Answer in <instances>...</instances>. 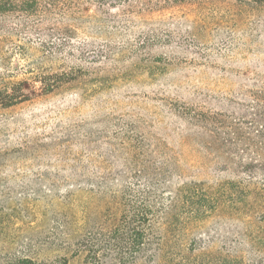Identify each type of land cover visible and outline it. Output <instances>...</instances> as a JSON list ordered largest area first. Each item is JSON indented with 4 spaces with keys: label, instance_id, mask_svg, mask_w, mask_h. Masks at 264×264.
<instances>
[{
    "label": "rangeland",
    "instance_id": "obj_1",
    "mask_svg": "<svg viewBox=\"0 0 264 264\" xmlns=\"http://www.w3.org/2000/svg\"><path fill=\"white\" fill-rule=\"evenodd\" d=\"M263 81L264 3L0 0V264H264V179L200 123Z\"/></svg>",
    "mask_w": 264,
    "mask_h": 264
},
{
    "label": "trees",
    "instance_id": "obj_2",
    "mask_svg": "<svg viewBox=\"0 0 264 264\" xmlns=\"http://www.w3.org/2000/svg\"><path fill=\"white\" fill-rule=\"evenodd\" d=\"M10 3L12 0H8ZM36 6L39 5V0H31ZM172 2H185L187 0H170ZM255 4H263L264 0H250ZM10 5V4H9ZM70 79V78H69ZM72 79V78H71ZM70 80H59L60 82H68ZM48 81H40L42 89L45 93H50L55 84H50ZM254 88L249 91L248 105L246 106L245 116L228 117L223 113H202L200 123L203 128L214 135L219 136V146L225 150L226 158L231 157L236 161V166L242 172L249 171L252 177H261L264 179V81L260 84H254ZM10 98V97H9ZM1 104V102H0ZM9 106L13 104H8ZM249 115V118L247 117ZM230 116V115H229ZM249 119V120H248ZM255 126L252 130L247 127ZM251 131V132H250ZM254 137H250L252 134ZM254 138L256 139L255 144ZM255 149V151L253 150ZM253 150L254 156H251ZM261 151V154H257ZM147 205L139 207L138 205H127L121 214L122 226L117 230L120 232L121 241L127 246L134 243L136 246L135 253L143 251L146 240V226H144L145 218L148 217V212L145 208ZM133 244V245H134ZM93 256L97 255V251H93ZM17 264H35V262L23 259Z\"/></svg>",
    "mask_w": 264,
    "mask_h": 264
}]
</instances>
